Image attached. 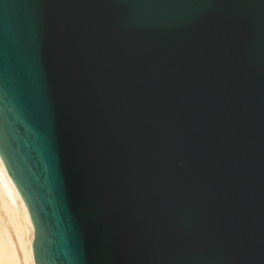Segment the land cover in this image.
I'll list each match as a JSON object with an SVG mask.
<instances>
[{
    "label": "water",
    "instance_id": "1",
    "mask_svg": "<svg viewBox=\"0 0 264 264\" xmlns=\"http://www.w3.org/2000/svg\"><path fill=\"white\" fill-rule=\"evenodd\" d=\"M0 159L35 264H264V0H0Z\"/></svg>",
    "mask_w": 264,
    "mask_h": 264
},
{
    "label": "bare ground",
    "instance_id": "2",
    "mask_svg": "<svg viewBox=\"0 0 264 264\" xmlns=\"http://www.w3.org/2000/svg\"><path fill=\"white\" fill-rule=\"evenodd\" d=\"M28 209L0 159V264H35Z\"/></svg>",
    "mask_w": 264,
    "mask_h": 264
}]
</instances>
